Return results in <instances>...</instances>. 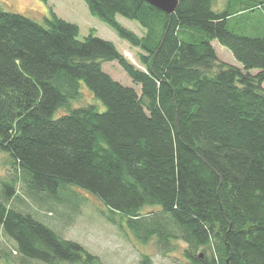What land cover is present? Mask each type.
<instances>
[{
	"label": "trees",
	"instance_id": "obj_1",
	"mask_svg": "<svg viewBox=\"0 0 264 264\" xmlns=\"http://www.w3.org/2000/svg\"><path fill=\"white\" fill-rule=\"evenodd\" d=\"M84 1L140 50L145 70L93 32L80 40L53 10L39 23L0 7V156L18 172L0 187L6 236L25 259L103 264L12 204L18 182L57 202L77 187L140 242L155 238L167 253L183 241L182 264H264V0H179L173 14L144 0ZM254 12V25L236 20ZM113 61L140 91L104 70ZM82 85L105 110L74 105Z\"/></svg>",
	"mask_w": 264,
	"mask_h": 264
},
{
	"label": "rangeland",
	"instance_id": "obj_2",
	"mask_svg": "<svg viewBox=\"0 0 264 264\" xmlns=\"http://www.w3.org/2000/svg\"><path fill=\"white\" fill-rule=\"evenodd\" d=\"M223 1L226 0H217L220 4ZM0 7L28 16L39 23H44L53 10L60 18L80 27V40H84L93 32L95 36L112 42L132 64L145 70L139 60L140 50L132 47L109 25L93 16L84 0H0ZM259 17V12H254L238 17L236 20L240 19L242 25H252L259 22ZM117 20L140 37L146 33V29L136 20L121 15L117 16ZM213 46L221 60L240 66L228 48L217 40L213 41ZM104 70L123 85L132 86L140 91V87L133 83L117 61L105 63ZM252 73L255 74L256 71ZM82 87V97L74 101V105L95 103L100 110H105V105L96 99L85 85ZM11 162L7 153H1L0 187L2 182L18 176ZM16 190L17 196L12 200L13 205L23 211H30L62 237L80 243L87 251L98 256L103 264H142L145 256L149 257L150 264L184 263L183 250L186 244L183 241H174L176 246L167 253L163 252L155 238L148 243L140 242L126 225L120 226L109 222L105 217L107 208L96 196L85 190L72 187L68 191L72 192L75 198H66L61 202L44 194L34 195L27 191L21 182L16 185ZM20 197L22 200H19ZM155 209L145 208L143 212L148 213ZM117 219L119 221V217ZM1 251L8 252V258H5ZM0 253L2 254L0 264H43L23 258L16 250L15 243L6 236L1 227Z\"/></svg>",
	"mask_w": 264,
	"mask_h": 264
},
{
	"label": "water",
	"instance_id": "obj_3",
	"mask_svg": "<svg viewBox=\"0 0 264 264\" xmlns=\"http://www.w3.org/2000/svg\"><path fill=\"white\" fill-rule=\"evenodd\" d=\"M144 1L167 14H173L179 5V0H144Z\"/></svg>",
	"mask_w": 264,
	"mask_h": 264
}]
</instances>
